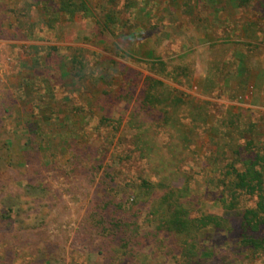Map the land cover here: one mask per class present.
<instances>
[{"label":"rangeland","instance_id":"obj_1","mask_svg":"<svg viewBox=\"0 0 264 264\" xmlns=\"http://www.w3.org/2000/svg\"><path fill=\"white\" fill-rule=\"evenodd\" d=\"M91 1L92 14L47 19L41 0H0V264H176L147 209L141 251L124 255L103 236L101 223L130 206L124 184L198 175L207 183L192 213L225 215L208 181L231 154L218 150L224 120L232 132L243 122L249 152L263 154L264 0ZM72 49L85 79L62 75ZM148 77L183 100L178 123L143 104ZM135 122L155 147L134 138ZM199 253L193 264H256L226 233Z\"/></svg>","mask_w":264,"mask_h":264},{"label":"trees","instance_id":"obj_2","mask_svg":"<svg viewBox=\"0 0 264 264\" xmlns=\"http://www.w3.org/2000/svg\"><path fill=\"white\" fill-rule=\"evenodd\" d=\"M41 1L43 16L47 19L52 16H56L57 19L65 16L73 19L78 15L93 13L91 0ZM108 1L111 4L124 1L131 7L135 5L134 0ZM236 1L245 5L249 4V0ZM141 9L146 10V7ZM49 21L52 23V20ZM61 64L62 75L71 79H85L89 71L88 63L79 49H72ZM161 66L166 71L165 64L161 63ZM166 88L167 85L163 81L152 77L145 80L143 104L149 108L159 107L163 117L160 121H163V125L170 124L171 121L173 124L178 123L181 118L179 114L183 107L182 103L184 104L182 99L177 98L172 92H167ZM190 113L194 116L193 119L199 117L201 120V111L198 108L195 111L191 110ZM202 113L203 119L206 120L209 115ZM227 120H224L219 129L221 133L218 150L226 148L231 154L224 155L222 162L216 160L213 162L214 176L208 178V181L210 180L221 192L220 202L225 215L206 214L201 211V216H195L192 213L193 204L190 198L192 194L200 193L203 185L205 187L207 183L201 182V177L198 175L183 178L179 176L182 184L178 183V186L167 184L165 180L167 178H162L161 181L145 178L131 179L124 184L129 191L130 206L101 223L103 236L110 241L119 238V247L125 250L124 255L141 251V245L152 239L141 232L139 224L143 210L147 209V215L151 216L150 223L154 224L156 229L153 236L157 238L159 235H164L163 238H159L161 243L166 245L170 241L172 245H176L175 249L179 250L175 256L176 264H193L200 256L202 239L207 242L220 233L238 238V246L243 253L256 261V264L264 263L263 145L259 144L263 154L249 152L252 141L247 138L249 130L245 129V124L240 122L241 126L238 127L237 132H232L233 122L231 118ZM102 121H109V118L103 116ZM137 123L131 126L136 131L134 138L143 141L148 149L155 147L153 138H149L151 130L146 128L143 122ZM148 157L150 158L151 155ZM221 163L224 164L219 166ZM118 207L120 208V205ZM202 249L201 260L204 255L210 254L206 247Z\"/></svg>","mask_w":264,"mask_h":264}]
</instances>
